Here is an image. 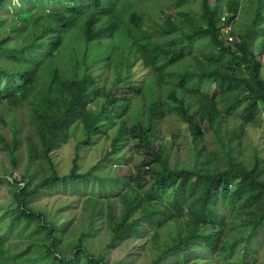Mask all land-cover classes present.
<instances>
[{
  "label": "trees",
  "instance_id": "trees-1",
  "mask_svg": "<svg viewBox=\"0 0 264 264\" xmlns=\"http://www.w3.org/2000/svg\"><path fill=\"white\" fill-rule=\"evenodd\" d=\"M256 42L264 0H0V186L7 228L29 241L11 250L5 230L0 264H254L264 157L251 142L246 159L242 138L264 108ZM76 130L60 174L52 155ZM83 149L101 152L84 172ZM49 190L79 203L35 205Z\"/></svg>",
  "mask_w": 264,
  "mask_h": 264
},
{
  "label": "rangeland",
  "instance_id": "rangeland-1",
  "mask_svg": "<svg viewBox=\"0 0 264 264\" xmlns=\"http://www.w3.org/2000/svg\"><path fill=\"white\" fill-rule=\"evenodd\" d=\"M5 17V16H4ZM8 18V17H7ZM234 25L231 24L230 28H223V35L229 36L231 30L233 29ZM230 29V30H229ZM261 42H256L255 45V52L258 55L263 54L262 60L264 61V48L261 47ZM10 115H5L0 117V122L3 120L8 121L11 120ZM2 121V122H3ZM4 123V122H3ZM1 125V124H0ZM81 136L80 130H76L74 135L71 136V139L68 140L66 144H63L53 155L52 159L56 164V167L60 174H66L69 172V168L71 167L72 160L76 157L77 154L74 151V145L76 139ZM252 144L257 143L259 144L258 149L260 150L259 154L261 157H264V108L260 109V114L258 115L256 121L253 124L247 125L244 130V135L242 138V144L245 147L244 155L246 159H248L251 155ZM2 142H0V175L3 172L8 170L9 163L7 160V156L5 155V151L3 150ZM208 146L210 148L214 147V143L212 141L208 142ZM20 154V163L25 161L26 151L24 148L19 150ZM78 161L81 164V171H86L101 155V152H95L89 149H83L79 151ZM114 162H112L113 164ZM141 164V157L138 154H135L130 168L138 167ZM116 169L117 173H127L129 168L127 166H122L119 163H115L113 166ZM19 175L18 171H14V177ZM218 200V199H217ZM13 200L12 194L9 192L7 186L1 185L0 186V236L6 230L5 234V245L11 250H20L23 247V244L27 241V237L24 231L18 232L17 226H14L12 229L7 228V224H9V212L8 210L12 209L13 207ZM54 203H65V204H78L79 200L73 195H66L63 194L61 191L49 190L48 192L41 194L39 198L36 200V204L38 207L41 208H52ZM68 212L72 210L69 208L67 209ZM258 239V243L255 246V250L252 251L254 256V264H264V226L256 235ZM127 248L124 247L119 249L118 251L114 252L112 256L119 258L123 257V251ZM141 264V262H140Z\"/></svg>",
  "mask_w": 264,
  "mask_h": 264
}]
</instances>
